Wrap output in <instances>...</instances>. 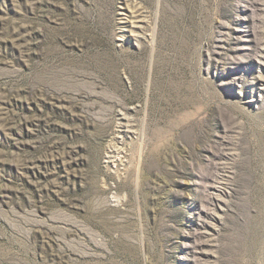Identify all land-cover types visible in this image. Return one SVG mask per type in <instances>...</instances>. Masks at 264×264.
Returning <instances> with one entry per match:
<instances>
[{
  "label": "rangeland",
  "instance_id": "obj_1",
  "mask_svg": "<svg viewBox=\"0 0 264 264\" xmlns=\"http://www.w3.org/2000/svg\"><path fill=\"white\" fill-rule=\"evenodd\" d=\"M0 264H264V0H0Z\"/></svg>",
  "mask_w": 264,
  "mask_h": 264
}]
</instances>
